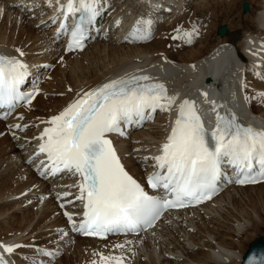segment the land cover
Here are the masks:
<instances>
[{
    "label": "snow or ice",
    "instance_id": "obj_1",
    "mask_svg": "<svg viewBox=\"0 0 264 264\" xmlns=\"http://www.w3.org/2000/svg\"><path fill=\"white\" fill-rule=\"evenodd\" d=\"M98 5L103 6L101 0H66L59 4L58 10L66 19L79 13L78 22L71 27L66 51L83 49L86 26L100 14ZM150 24V20L138 19L131 34L138 39L147 38ZM60 30H67L64 23ZM175 31L178 35L173 39H180L181 29ZM183 36L191 43V32H184ZM17 52L24 55L19 49ZM28 75V66L21 59L0 54V106L13 108L17 101L33 98L34 93L21 91ZM257 75L264 76V73ZM241 86L247 87V84L242 82ZM258 95L264 98V92ZM255 98L245 96L246 100ZM175 99L168 95L163 83L151 82L147 75H125L83 93L58 114L43 121L50 126L39 136L41 143L37 155L46 154L48 165L41 162L45 171L50 170L52 174L71 172L80 177L74 186L79 189L76 199L83 203V218L77 224L72 214L64 213L72 232L103 237L144 225L151 227L163 208L182 207L185 201L200 203L210 199L224 175L223 165L233 168L235 183L264 181V128L239 122L235 113L221 115L217 112L216 126L209 132L195 103L185 99L179 105L160 154L141 158L154 160L158 169L145 178L147 186L165 194L149 195L125 169L108 134L124 135L125 125L151 120L158 109L169 110ZM14 127L26 128L27 125ZM67 234V231L63 233ZM19 247L0 243L6 253ZM37 251L49 257L56 255L48 249ZM98 255L99 264H123L122 257ZM0 264H8L2 254ZM259 264H264V258Z\"/></svg>",
    "mask_w": 264,
    "mask_h": 264
},
{
    "label": "bare ground",
    "instance_id": "obj_2",
    "mask_svg": "<svg viewBox=\"0 0 264 264\" xmlns=\"http://www.w3.org/2000/svg\"><path fill=\"white\" fill-rule=\"evenodd\" d=\"M13 1L14 0H11V2H13ZM109 1L112 4V8L117 3V1H114V0H109ZM134 1L136 2L135 4H140L143 6L144 14L141 12L132 11L129 8V5H124L123 8L119 5H117L109 13L108 25L113 32L111 34L112 39L115 42H119L120 41L119 39L121 38L120 32L117 31L118 28H115L117 25L116 19L124 18L125 16L122 14L124 12H131L128 16L131 15L132 17L136 18L138 16L144 15L145 20L147 18L148 20L154 22V24L156 26L154 28V30H155L154 31V33H155L154 40L151 43H146V44L145 43L140 44V43L134 42L131 44L128 43V45H118L113 41H112V43H106V42L98 43L97 42L93 46L87 47L84 51H82L80 53H73V54L66 55L67 58H71V57L77 58V57L88 55V60L90 61V63L92 65L90 63L85 64V62H83V60H78V59H76L74 61H70L69 59L65 60L64 66L69 68V72H68L69 73L68 74L69 80H72V81H68L67 77L64 80L63 78L60 77V74H59L57 76L58 79L56 78L58 81L57 83H58V85L62 86V85H65L66 83L70 82L69 84H71V85L76 84L77 87L75 89L73 88L74 90L72 89V93L70 92L71 94L69 96L66 95L63 98L55 99L54 103H52V100H54L53 97H48L47 102H49V103L45 106V107H48L50 109V111L47 112L48 114L51 112L58 111L59 109H62L63 107H65L69 103H71L75 99L74 94H75L77 89L83 88V90H87L89 87L95 85L96 83L102 82V80H104L106 75H108L109 73H116L120 70L128 69L131 66L141 67L145 64V71L149 68L148 65L150 63L155 64L158 67L174 66L179 71V73H180L179 75H181L179 77V79L182 80V82H185L184 84L187 86V85H190L193 82H195L196 77L199 75L198 72L196 71L197 69H199L200 67H202L203 65H205L207 63L208 64L211 63L218 56L225 55V53L234 54V52H235L238 56V59H235V60L241 61V63L246 66L245 69L247 67H253V68L256 67L257 69L264 72V46H263L262 52L259 53V56L254 60L250 59V56L248 55V53L243 49L244 42L246 41V38L248 37V35L254 39H255V37H260L261 42L264 43V0H246V1H244V0H229L227 2H223L220 4H218V3L213 4L212 3L211 6L208 5V3H210L208 0H195V1H192V0H134ZM187 2H188V4H190V6H192V7L194 6V11L192 10L193 12H199L200 13L204 9H205V11H207L209 9L212 11L213 17L221 16V17L225 18V20L234 15L235 11L239 7V6L237 7V3L245 2L244 4L241 5V6H243L242 12L246 13L245 14L246 16H251V17H249L250 18L249 21L251 24L246 23L247 25L250 26L249 27L250 29H247L246 31L244 30L243 32L240 31V29L243 30L245 27V25H241L240 20H244V19H246V17L245 16L241 17L239 14H237L238 20L234 21L233 25H231V26H229V28H227V32L224 36H219L216 33L218 35L217 36L215 34L216 38H215L214 43H212V41L209 39V36H210V32L213 33V32H215V30H217L216 29L217 25L215 23H210V26L208 25L209 26L208 31L203 35L202 40H198L196 44H193L191 46L186 45L189 49L188 50L183 49L182 51H178V53L174 57L169 56L166 53V51H168V49H166V47H165L166 42L163 43L164 41H162L163 38L162 39H161V37L157 38V39L155 38L156 35L161 34L166 29L165 27H163V25L157 28L159 22L161 21L160 19L163 18V15L158 14V12H160V11L164 12L163 9H164L165 5H168L171 8H181ZM32 3L35 4V2H32ZM125 4H128V2ZM252 5H254V8L252 7ZM26 6L29 7L28 4ZM254 10H255V12H254ZM16 12L18 13L19 11H16ZM247 12H249V13H247ZM252 12H254V14H252ZM157 20H159V22L155 23V21H157ZM25 23L26 22H24V21L22 22L20 20L18 22V24H19L18 29H19V31L23 30L26 34H28L27 33V27H25ZM29 29H31V28H29ZM212 29H213V32L211 31ZM4 37H5L4 31H2V29H1L0 30V50H2L4 52H13V50L9 47L10 45L8 42H7V44L9 45V46L7 45L8 47H6V45L3 44L4 41L2 39ZM254 39H252V40H254ZM53 42H54V40L52 39L50 41V43H53ZM249 43L251 46H254L255 44H257L256 41L255 42L250 41ZM48 44H49V42H48ZM21 45H22V47H25L24 44H21ZM26 49H27V47H26ZM60 55H62V54H60ZM66 56L62 55V57H64V59ZM163 57H164V60L162 59ZM48 58L52 59V55H49ZM174 58L175 59L177 58L176 60L180 61V63L175 64L174 62H172V60ZM40 60H44V59L41 58ZM26 61L29 62L30 60L27 59ZM253 62H255L254 65H252ZM29 65L31 67H33L31 63ZM105 67H107V68L103 70V68H105ZM98 70H102L101 74H98ZM205 74L206 73L203 72L200 75V79H202ZM212 75L215 76L216 74L212 73ZM247 78L251 79L250 76H248ZM55 83H56V81H55ZM251 83L264 88L263 83H259L255 80H252ZM201 88L207 89L202 85H201ZM211 90L212 91L215 90V86H212ZM206 91L209 92L210 90L207 89ZM249 91L250 92H249L248 96H250V97L255 96L260 101L264 100V98H261L258 95L259 93H254L255 91H253V90H249ZM188 92L192 93L190 90ZM37 99H38V97L35 99L34 104H35ZM252 100L253 99H251V101ZM252 111H255L259 114V116L255 115L257 118L264 120V110L262 111V109H258L256 106H252ZM228 113H230V112H227L226 114H228ZM43 114H46V113H43ZM165 115L167 118L169 116V112H166ZM238 121H239V119H238ZM160 122H163V120H161ZM149 128L151 130L142 131L143 132L142 135L144 134V135L148 136L149 140H153V139L156 140L162 134L163 124L161 123L160 125H157V126L150 125ZM137 137H139V135H137ZM125 142L126 141H122V143H121L122 151L124 153L131 150L134 145L141 146L143 144V142H145L147 144L148 150H149V148L152 147V145H154V143H155V141L148 142L146 140H143L141 142H138V144H129V145L124 146ZM16 143H20V142H16ZM7 146L10 147V149L8 147V150H12L13 145H11V143L8 144ZM5 147H6V145H5ZM4 150H6V148ZM148 150H147V152H148ZM3 152H5V151H3ZM21 152H22V150L18 153H15L14 159L17 161V164L14 166L11 163V165L14 166L13 168H11L8 165L10 167V169L20 168L23 165L24 157H23ZM10 154H12V152H10ZM124 159H125L127 166L129 167V169L135 175H139V173H140L139 168L141 166L145 165V163L139 162L138 165H136L135 159L131 155V152L129 153V155L125 156ZM19 161H21V163ZM140 161H141V158H140ZM30 174H32V172L30 171V169L28 167L23 168V170H19L17 175H16L17 179L15 182L20 181V183L18 185H16L17 187L11 188L12 191H8L7 189L3 188V186H4V185H2L3 182L1 183V181H0V183H1L0 184V215L4 214L3 210H5V209L8 210L7 205L9 203L14 204V202L6 201L4 199V197L9 196V195H13V197H14V195H17L20 192H22L24 190L23 187L26 186V185H24L25 182H29V185H30L31 184L30 183V181H31L30 180ZM34 177H35V175H34ZM3 178H6L5 175L3 176ZM0 179H2V178L0 177ZM8 179H10V177ZM8 179L7 180L4 179V183H5V181L7 182ZM18 186H19V189H18ZM262 187H264V183H261V184L255 185V186L230 188V189L226 190L225 192H223L214 202H212V203H210L204 207H201L200 209H191L190 211L182 212L181 213L182 216H184V217L188 216L189 218L188 219L183 218L181 220L175 221L174 227L178 228L177 230H175V236L176 237L173 234L165 235L166 233L169 232L166 230L163 232L154 230V233L152 235H148V234L140 235L138 237V240H137L138 242L136 243V245L134 247H132V249L134 248L133 249L134 258L136 259L137 256L141 255L140 251L145 250V255H147L148 258H150L151 262H153L152 264H155L156 259L160 258L159 254H158L159 250L162 252V249L160 247L161 239L164 236H166L167 239H171L174 236V239L171 240V242L177 241L180 239L179 237H182V240L186 241L187 246H189L192 250V251H190V250L188 251V248H186L184 246V243H183L184 249H186L187 252L189 254H191V256H190L191 259L189 258L188 261L186 260L187 259L186 257H183V255L185 254L183 249L182 250L179 249L182 253H180V251H172V253L174 254L173 257H175L174 259H176V258L179 259L177 261L175 260L178 264H229L230 262L232 263L233 260L239 261V259L242 256V253L239 254L234 249H232L233 247L232 248L229 247L230 244L228 245L227 242L224 241V239L227 240L228 236H234V237L237 236L238 237L239 234L246 233V231H248L249 229L252 230L251 227L254 226V224L256 226V224L262 223V220L264 217V190L262 189ZM250 189H257L260 191L258 192L256 197H251V195L249 196V194L245 193L247 195V200L245 201V203H243V201H242L243 198L242 199H241V197L237 198L236 195H234V192L235 193L236 192H243L245 190H250ZM42 192H46V190L44 188H42ZM223 201H227L228 205H226V203H224ZM4 202H6V203H4ZM248 207H250V208H248ZM257 208H260V209L257 210ZM201 209H203L202 213L200 212ZM260 212H262V213L259 214ZM30 213H32V212H30ZM30 213L27 212V215L25 216L26 218L24 217V218H21L20 220L18 219L17 222H19L23 219L28 222V219H29L28 216ZM43 214L44 215L42 217H44V218L48 217L47 212H44ZM206 216H209V217L206 218ZM9 220L6 223L3 222L4 220L3 221L0 220V228L7 229V227H9L10 223H11V221H9ZM215 221H217V223ZM177 222H180V224H176ZM214 223H216V226L213 225ZM247 223H250L252 226H250L249 224L247 225ZM56 225H59V224H56ZM191 225L194 227L198 226V228L200 230H204V231L206 230V233H209V231L212 232L214 234V237L216 234H218V236L221 235V237H220L221 241L219 242L217 239L218 242L215 243V245H213V244L206 245L207 247L202 249L204 251L199 252V251H197L198 248L196 249V251H194L193 250V248H194L193 243H191V242L187 243V241H193L192 238H190V237H194L193 235H195V234L190 233V231L193 229ZM244 225L246 227H244ZM52 226H53V224H52ZM187 227H189V228H187ZM163 229H165V228H163ZM167 230H170L172 232L173 229L168 228ZM181 232H183V234ZM155 233L156 234L158 233L157 234L158 239L155 236ZM27 234L28 233H25L24 236H26ZM171 235H172V237H170ZM187 235H189V238H188V240H185L184 238ZM183 236H184V238H183ZM23 237H21V238H23ZM159 237H161V238H159ZM0 238H2V239L6 238L9 242H18L19 241V240L18 241L14 240L13 235L10 237L9 236H6V237L0 236ZM211 239H212V237H211ZM91 242H93L95 244L101 243V242H99L95 239H91V238H78L76 243L72 245L73 255L75 257H79L80 260L82 258H86L88 260L89 256L91 258L92 254H89V251L100 250L98 248L95 249L94 244H92ZM229 243H231V241ZM87 244H89V245H87ZM168 245H170V243ZM150 246H152L151 249H150ZM199 249H201V248H199ZM161 259L163 260L164 258H161ZM174 259L173 260L165 259V260L167 262H169L170 264H176L174 262Z\"/></svg>",
    "mask_w": 264,
    "mask_h": 264
},
{
    "label": "rangeland",
    "instance_id": "obj_3",
    "mask_svg": "<svg viewBox=\"0 0 264 264\" xmlns=\"http://www.w3.org/2000/svg\"><path fill=\"white\" fill-rule=\"evenodd\" d=\"M114 1H117V3L115 4V6H117V5H119V6H121L122 8H123V6L124 5H129V4H125V3H127V2H125V0H114ZM195 1V0H194ZM210 3H208V5L209 6H211L212 5V3L213 4H215V3H218V4H220V3H223V2H227V1H229V0H208ZM244 1H246V0H244ZM8 2V1H7ZM124 2V3H123ZM133 2L134 3H136L134 0H133ZM192 2V1H191ZM245 2H239V3H237V10L235 11V13H234V15L232 16V17H230V18H228V19H226L225 20V18H223V17H221V16H216V17H213V15H212V11L211 10H207V11H205V9L203 10V11H201L200 13L199 12H193L194 11V6L192 7V6H190L191 7V15L193 16L191 19H193V18H199V19H201V21L203 22V26H204V32H202L203 33V35L208 31V27L210 26V23H215L216 25H217V27L219 26V25H222V24H224V25H226L227 26V28H229V26H231V25H233V23H234V21H237L238 20V18H237V14H239L241 17L243 16H245L246 17V19H244V20H240L241 21V25H245V27H244V29L242 30V29H240V31L241 32H243L244 30L246 31L247 29H250L249 27V25H247V24H251L250 23V18L249 17H251V16H246L245 14L246 13H243L242 12V8H243V6H241L242 4H244ZM7 3H5V1L4 0H0V6H1V8L2 7H6L7 5H6ZM27 4H25V6H26ZM24 7V6H23ZM252 7L254 8V5H252ZM0 8V9H1ZM9 8V7H8ZM210 8V7H209ZM193 10V11H192ZM16 11H18V9L16 8V9H13V8H9V10L6 12L4 9H1V11H0V30L2 29V31H4V38L2 39L3 41H4V43L3 44H5L6 45V47H8L9 45L11 46H21L22 47V45L21 44H24L25 46H27V50L28 51H32V50H35L34 48H37L38 46H45V45H47L48 44V42L50 41V39H48L47 40V38L48 37H46L45 35H43V32L41 31V30H37L36 28H33V27H31L30 25H31V23L29 24V22H26V21H24V22H26L25 23V27H27V33L28 34H26L23 30L22 31H19V24H18V22L21 20L22 22H23V20H22V18H20V16H21V14L18 12H16ZM254 12H255V10H254ZM254 12H252V14H254ZM11 13V14H10ZM195 13V14H194ZM247 13H249V12H247ZM10 14V15H9ZM8 15V16H7ZM202 17V18H201ZM8 19V22L6 21ZM200 21V22H201ZM247 21V22H246ZM16 22V23H15ZM159 22V20H157V21H155V23H158ZM199 22V23H200ZM159 23H161V21L159 22ZM197 23V22H196ZM247 23V24H246ZM209 25V26H208ZM240 25V26H241ZM15 26V27H14ZM31 28V29H29V28ZM159 26H157V28H158ZM7 28V29H6ZM217 29V28H216ZM14 30V31H13ZM13 31V32H12ZM30 31V32H29ZM212 32H213V29L211 30ZM216 30H215V32H213V33H211L210 32V36H209V39L212 41V43H214L215 42V38H216ZM158 35H160V34H158ZM43 36V37H42ZM218 36V35H217ZM35 37V38H34ZM39 38V39H38ZM155 38L157 39V38H160V36H155ZM203 38V37H202ZM202 38L200 39V40H202ZM162 39V38H161ZM52 40V39H51ZM162 41H164L163 39H162ZM7 42L9 43V45L7 44ZM11 42V43H10ZM163 43H165V41L163 42ZM43 44V45H42ZM54 44V43H53ZM8 45V46H7ZM209 45V44H208ZM165 47H166V44H165ZM184 48L186 49V50H188L189 48L187 47V46H184ZM167 49V48H166ZM36 52V51H35ZM50 53V52H49ZM52 55V54H51ZM56 55H58V53H56L55 54V58H56ZM173 57L174 56H176V54H173L172 55ZM34 57V56H33ZM53 57H54V55H53ZM35 58H38V59H41V57H35ZM74 58V59H73ZM71 57V58H67V56L65 57V59H64V57H62V55H60L59 54V57H58V60L56 61V59L54 60V59H52V60H54V61H56L58 64H57V66H58V68H56L57 70H55V76H58L59 74H60V77L61 78H63L64 80H65V78L67 77V80L68 81H72V80H69V68H67V67H65L64 65V62H65V60H67V59H69L70 61H74V60H76V59H78V60H83V62H85V64H88V63H90V61L88 60V55L87 56H81V57H77V58H75V57ZM38 59H36V60H38ZM175 59V58H174ZM177 59V58H176ZM176 61H178V60H176ZM172 62H174L175 64H178V63H180V61H178V62H175L174 60H172ZM31 63V62H30ZM32 64V63H31ZM91 64V63H90ZM92 65V64H91ZM107 67H105V68H103V70L104 69H106ZM40 68H37L36 70L38 71ZM101 71L102 70H98V74H101ZM68 75V76H67ZM57 78V77H56ZM54 79V84H55V81L58 79ZM70 82H68V83H66L65 85H55L57 88H59V87H61V89H59V90H52L51 88H52V86L53 85H49V86H44V88H42V89H44L45 90V87H48L49 89H47L46 91H48L49 93L50 92H52V91H56V92H58V91H64V88L66 87V86H68V85H70V87L73 89H75L77 86H76V84H69ZM73 89V90H74ZM52 90V91H51ZM71 93H72V91H71ZM70 92H68V93H66L65 94V96L67 95V96H69L70 94H71ZM48 96H50V95H48ZM48 96L46 97V95L45 94H43V97H38V99L36 100V106H35V108L33 109V113L34 114H43V113H46L47 114V112L49 111V108L48 107H45L49 102H47L48 101ZM65 96H63V97H65ZM63 97H58V96H56V97H53V99L54 100H52V103H54L55 102V99H59V98H63ZM38 101V102H37ZM42 111H44V112H42ZM45 111H47V112H45ZM1 140V139H0ZM4 140V139H3ZM16 143V142H15ZM8 144H10V142H8L7 144H6V147H5V145L4 146H1L0 145V177L3 179H0V181H1V183L3 182V184L2 185H4L3 186V188H5V189H7L8 191H12L11 190V188H15V187H17L16 185H18L19 183H20V181H18V182H15L16 181V179H17V173H18V169L19 168H15V169H10V167L11 168H13L16 164H17V161L14 159V156L12 155V154H10V152H12V153H15V151H14V149L12 148V150H8V147L9 146H7ZM16 144H19V143H16ZM11 145H13L12 143H11ZM6 148V150H4L5 148ZM3 148V149H2ZM2 149V150H1ZM9 149H10V147H9ZM3 151H5V152H3ZM21 150H19L18 152H20ZM2 152V153H1ZM17 152V153H18ZM22 153V152H21ZM14 160V161H13ZM10 163V164H9ZM11 163H12V165H14V166H12L11 165ZM10 167H9V166ZM9 168V169H8ZM11 170V171H10ZM18 170V171H17ZM9 173H12L11 175L9 174ZM7 174V175H6ZM2 175V176H1ZM5 175V177L6 178H3V176ZM10 177V179H8ZM4 179H8V181L6 182L5 181V183H4ZM12 179V180H11ZM10 180V181H9ZM0 183V184H1ZM14 183V184H13ZM18 189H19V186H18ZM17 189V190H18ZM262 189L264 190V187H262ZM262 190V191H263ZM260 190H257V189H250V190H245V191H243V192H234V195H236V197L237 198H239V197H241V199H242V201H243V203H245V201L247 200V195L245 194V193H247V194H249V196L251 195V197H256L257 196V194H258V192H259ZM243 193V194H242ZM245 194V195H244ZM18 195V194H17ZM17 195H14V197L16 196L17 197ZM244 195V196H243ZM9 196H12L13 197V195H9ZM9 196H5L4 197V199H6V197H9ZM224 203H226V205H228V202L227 201H223ZM221 205V204H220ZM219 205V206H220ZM15 206V208L12 206V205H10V204H8L7 205V208H8V210L7 209H5V210H3V213L4 214H2V215H0V220L1 221H3V222H7L9 219V221H11V223H10V226L9 227H7V229H2V228H0V236L1 237H6V235H10L11 233H14V232H17L21 227L23 228H25V227H28V228H30V229H34L37 225L35 224H33V222L35 221V218H36V216H38V213L37 214H32V215H30V222L27 224L26 222V220H21V221H19V222H17V220L19 219H21V218H24L25 216H26V214H24V212H21V213H23V214H21V213H19V212H16L15 211V209L17 208L16 207V205H14ZM248 208H250V207H248ZM260 208H257V210H259ZM27 213V212H26ZM28 213H30V212H28ZM262 212H260L259 214H261ZM14 215V216H13ZM10 217V218H9ZM26 218V217H25ZM31 218H33V219H31ZM44 218V217H43ZM185 219V218H189L188 216L187 217H182V219ZM14 221H13V220ZM45 219H46V217H45ZM185 222V221H184ZM201 222V221H200ZM216 223H217V221H215ZM226 222V221H225ZM216 223H214L213 225H215L216 226ZM174 224H175V222H174ZM250 225V226H252L250 223H247V225ZM34 225V226H33ZM246 225V224H245ZM244 225V227H246ZM53 227V226H52ZM198 227V226H197ZM21 228V229H22ZM252 228V230L251 229H249L248 231H246V233H243V234H239V236L237 237V236H228L227 237V240L226 239H224V241L225 242H227V244L229 245V247H233L232 249H234L236 252H238L239 254L240 253H242L243 254V252L248 248V245H249V243L251 242V241H253V240H255V239H257L258 237H263L264 238V217H263V220H262V223L261 224H256V226H255V224H254V226H252L251 227ZM21 229H20V231H21ZM175 230H177V229H175ZM175 230L173 231L172 230V232L170 231V230H166V231H169L168 233H166V235L167 234H173L174 236H175ZM200 231H202V232H204V233H206V230L204 231V230H200ZM19 233H23V231H21V232H19ZM19 233H18V235H19ZM182 234H183V232H181ZM210 233V234H209ZM209 233H206L207 234V237H205V235L203 236V235H199V234H195V235H193L194 237H190V238H192V240L193 241H187V243L189 242H191V243H193V245L194 244H196L197 243V245H198V249H197V251H199V252H201V251H204V250H202L203 248H206L207 246L206 245H209V244H213V245H215V243H217L218 241L220 242L221 241V235H219L218 236V234H216L215 235V237H214V234L212 233V232H210L209 231ZM158 234V233H157ZM210 236H209V235ZM199 235V236H198ZM10 236H12V235H10ZM9 236V237H10ZM13 236H14V240H21V237H23L24 235H22V236H19V237H17V235L16 234H13ZM16 236V237H15ZM160 236V235H159ZM182 236V235H181ZM212 237V241H214V243L211 241V238ZM16 238V239H15ZM159 238H161V237H159ZM180 239L178 240V241H181V242H183L182 241V237H179ZM183 238H184V236H183ZM188 238H189V235H187L184 239L185 240H188ZM231 238V239H230ZM158 239V238H157ZM210 239V240H209ZM217 239H218V241H217ZM164 240V241H163ZM163 240L161 239V242H160V247H161V249L163 250V249H168V244L169 243H171L170 242V240L169 239H167V237L166 236H164L163 237ZM77 241V240H76ZM76 241H74V242H72V243H70V244H68L69 246L67 247V249H66V256H65V258L64 257H62V259L60 260L61 261V263L60 264H73V263H75V262H78V261H80V258L79 257H75L74 255H73V253H72V245L73 244H75L76 243ZM231 241V243H229ZM173 242V241H172ZM168 243V244H167ZM184 243H186V241L184 242ZM200 243V244H199ZM139 244V243H138ZM87 245H89V244H87ZM201 246V247H200ZM185 247H187V244L185 245ZM194 248H193V250L194 251H196V247L195 246H193ZM152 248V246H150V249ZM183 248H184V246H183ZM199 248H201V249H199ZM69 251V252H68ZM168 253L169 252H171L169 249L168 250H166ZM141 252V255H139V256H137V260L135 261V263H133V264H152L153 262H151V260H150V258H148V256L147 255H145V250H143V251H140ZM161 251L159 250V252H158V254H159V257L161 258ZM185 255V254H184ZM93 256H94V254H92V256H91V259L93 258ZM178 256V255H177ZM189 256V258L191 259V254H189L188 255ZM75 258V259H74ZM89 258H90V256H89ZM188 258V259H189ZM177 259V258H176ZM176 259H174V262L176 263V264H178L176 261ZM82 260V259H81ZM176 260V261H175ZM187 260V259H186ZM188 261V260H187ZM82 262V261H81ZM155 264H170L169 262H167L166 260H165V258L161 261V260H158V262H156L155 261ZM229 264H239V261H237V260H233L232 261V263L230 262Z\"/></svg>",
    "mask_w": 264,
    "mask_h": 264
},
{
    "label": "water",
    "instance_id": "obj_4",
    "mask_svg": "<svg viewBox=\"0 0 264 264\" xmlns=\"http://www.w3.org/2000/svg\"><path fill=\"white\" fill-rule=\"evenodd\" d=\"M225 31V26H220L218 28L220 35H223ZM261 258H264V240L258 238L249 245L241 264H250V262H252V264H259Z\"/></svg>",
    "mask_w": 264,
    "mask_h": 264
}]
</instances>
